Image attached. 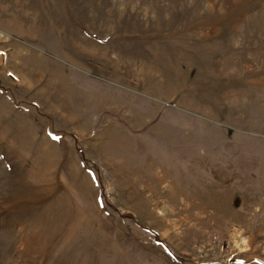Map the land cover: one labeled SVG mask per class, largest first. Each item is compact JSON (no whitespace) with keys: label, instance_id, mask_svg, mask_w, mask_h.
<instances>
[{"label":"rangeland","instance_id":"1","mask_svg":"<svg viewBox=\"0 0 264 264\" xmlns=\"http://www.w3.org/2000/svg\"><path fill=\"white\" fill-rule=\"evenodd\" d=\"M0 264H264V0H0Z\"/></svg>","mask_w":264,"mask_h":264}]
</instances>
